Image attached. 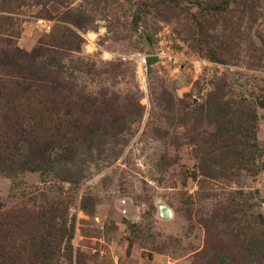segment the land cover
<instances>
[{
    "label": "rangeland",
    "instance_id": "obj_1",
    "mask_svg": "<svg viewBox=\"0 0 264 264\" xmlns=\"http://www.w3.org/2000/svg\"><path fill=\"white\" fill-rule=\"evenodd\" d=\"M0 31V264H264V0H0Z\"/></svg>",
    "mask_w": 264,
    "mask_h": 264
},
{
    "label": "trees",
    "instance_id": "obj_2",
    "mask_svg": "<svg viewBox=\"0 0 264 264\" xmlns=\"http://www.w3.org/2000/svg\"><path fill=\"white\" fill-rule=\"evenodd\" d=\"M12 40V34L11 33H6V32H1L0 31V67H6L9 65L16 64L18 65L20 61H27V56L25 53L20 51L18 48H11L10 42ZM30 66V65H29ZM12 68H15L14 65ZM16 72L15 76L26 79L28 78L27 75L24 74L23 71H19L14 69ZM32 78V77H31ZM3 88H7L6 86H0V93L2 92ZM20 88V89H18ZM29 91V86H22L18 81H14L11 84L10 87V94L12 93L14 96L17 94H20V92H27ZM16 93V95H15ZM0 157V161H1Z\"/></svg>",
    "mask_w": 264,
    "mask_h": 264
},
{
    "label": "water",
    "instance_id": "obj_3",
    "mask_svg": "<svg viewBox=\"0 0 264 264\" xmlns=\"http://www.w3.org/2000/svg\"><path fill=\"white\" fill-rule=\"evenodd\" d=\"M158 60V57L157 56H149L146 58V64L147 65H150L152 62Z\"/></svg>",
    "mask_w": 264,
    "mask_h": 264
}]
</instances>
